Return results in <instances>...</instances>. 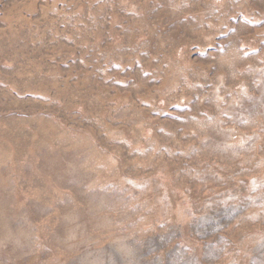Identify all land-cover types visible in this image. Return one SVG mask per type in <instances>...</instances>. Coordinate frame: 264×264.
I'll return each mask as SVG.
<instances>
[{
  "label": "rangeland",
  "instance_id": "obj_1",
  "mask_svg": "<svg viewBox=\"0 0 264 264\" xmlns=\"http://www.w3.org/2000/svg\"><path fill=\"white\" fill-rule=\"evenodd\" d=\"M0 264H264V0H0Z\"/></svg>",
  "mask_w": 264,
  "mask_h": 264
}]
</instances>
